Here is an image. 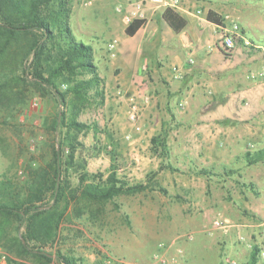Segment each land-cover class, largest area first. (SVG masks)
I'll list each match as a JSON object with an SVG mask.
<instances>
[{"label": "rangeland", "instance_id": "rangeland-1", "mask_svg": "<svg viewBox=\"0 0 264 264\" xmlns=\"http://www.w3.org/2000/svg\"><path fill=\"white\" fill-rule=\"evenodd\" d=\"M121 1L53 0L43 11L57 12L62 2L78 41L91 46L102 38L106 45L122 28L114 12ZM187 1L205 12L218 2L229 21L236 20L230 18L234 13L243 30L247 23L252 32H264V0ZM109 32V39L103 37ZM24 41H13L0 58V77L13 73L24 79L0 92V206L7 207L0 212V264H64L63 258L71 264H264V161L248 165L244 157L264 149V115L255 124L256 135L244 138L243 153L221 160L232 161L227 166L234 173L226 176L223 167L202 165L191 147L167 139L172 131L177 138L188 129L174 117L142 116L152 104L151 93L133 148L136 126L126 115L119 124L116 114L125 103L114 93L122 90L128 96L134 91L117 84L106 89L102 79L103 102L96 97L78 115L90 128L77 133L74 141L75 132L58 119L65 111L50 88L29 83L31 56L19 63ZM52 58L44 59L45 72L53 66ZM95 59L100 62L99 56ZM106 67L99 66L106 79L110 73L117 76L119 70L113 73ZM61 80L57 84L64 89ZM69 120L66 113L64 122ZM157 135L166 139L165 158L151 150L150 140ZM113 168L128 185L150 188L109 201L82 194L87 184L104 186ZM27 207L43 213L32 209L19 218ZM218 218L226 219L229 227H215Z\"/></svg>", "mask_w": 264, "mask_h": 264}, {"label": "crops", "instance_id": "crops-1", "mask_svg": "<svg viewBox=\"0 0 264 264\" xmlns=\"http://www.w3.org/2000/svg\"><path fill=\"white\" fill-rule=\"evenodd\" d=\"M216 4L219 3L212 2L208 11L223 20L225 12ZM193 8L190 2L183 0L181 9L175 11L186 20L179 33L166 24L162 11L155 13L133 36L125 34L128 24L119 17L117 21L122 26V33L120 29L114 37L110 32L103 35L117 40L115 55H107V44L102 45L100 38L91 43L96 51L94 56H99L100 60L97 63L95 59L94 63L106 89L114 90L117 84L125 90L136 92L141 88L151 93L152 104L143 117L152 119L166 115L188 128L177 138L176 131H172L167 139L174 138L177 145L191 147L198 163L224 168L232 161L223 163L221 160L243 153V141L256 135L255 124L260 123L264 115V75L253 77L264 74V45L261 43L264 32H252L251 25L246 23L244 30L241 28L251 45L245 46L239 41L233 52L226 53L215 47L220 27L193 16L189 12ZM229 14L238 22L234 13ZM105 65L110 66V72L119 70L117 76L110 73L111 79H106L99 71V66L105 68ZM172 67L180 72L179 78H175ZM147 73L154 83L152 87ZM186 94V103L180 107L178 102ZM114 95L125 103L116 114L122 125L127 113L126 100L117 96V91ZM134 124V134L138 137L130 142L133 148L142 133L139 119ZM248 145L256 151L254 145Z\"/></svg>", "mask_w": 264, "mask_h": 264}, {"label": "trees", "instance_id": "trees-1", "mask_svg": "<svg viewBox=\"0 0 264 264\" xmlns=\"http://www.w3.org/2000/svg\"><path fill=\"white\" fill-rule=\"evenodd\" d=\"M53 0H0V58L5 54L13 41L25 40L20 50L19 63H23L27 57L31 56V63L28 66L27 76L29 83L35 86L45 85L50 88L56 97L58 105L65 111L58 117L61 123L66 124L68 129L75 132L73 140H76L77 133L90 127L77 120L78 115L96 97L100 103L103 102L102 83L103 80L98 74L94 63L93 50L90 45L84 44L76 39L68 23V11L62 2H59V11L52 14H45L43 7L48 8ZM162 18L166 24L179 33L186 25V20L177 12L166 9L162 13ZM208 22L221 27L223 20L214 12L208 11L206 15ZM145 24L143 20H134L125 29V34L133 36L136 31ZM29 37V38H28ZM55 49V56L51 50ZM19 53V51H18ZM53 57L54 64L49 66L47 72L44 68V59ZM12 73V72H11ZM25 73V71H24ZM82 76V79H78ZM62 78L61 83L65 88L61 89L57 81ZM24 79L6 73L0 77V92L5 89H12L18 82ZM93 95H92V94ZM70 116L68 123L64 122L65 114ZM151 150L161 158L167 155L166 139L162 135L153 136L150 140ZM77 145V144H76ZM71 148H75L69 142ZM248 165L264 161V149L255 153L246 152L244 155ZM59 166V164H58ZM224 174L230 176L234 173L232 168L224 166ZM205 175L206 172H201ZM59 171L55 179L59 180ZM102 175L97 176L98 181ZM150 186L146 184L128 185L127 182L117 178L116 169H112L106 179L104 186L87 184L84 186L82 194L96 201H109L119 194H136L148 190ZM6 206H0V212L6 211ZM43 213L38 207H27L17 216L21 218L30 213ZM64 259V264H71L68 259Z\"/></svg>", "mask_w": 264, "mask_h": 264}, {"label": "built area", "instance_id": "built-area-1", "mask_svg": "<svg viewBox=\"0 0 264 264\" xmlns=\"http://www.w3.org/2000/svg\"><path fill=\"white\" fill-rule=\"evenodd\" d=\"M182 0H122L114 8L116 15L128 25L134 20H143L145 23L158 11H165L171 9L179 11L181 9ZM189 12L199 20L207 21L206 15L208 11H204L199 7H195ZM229 22V23H228ZM223 26L220 27L219 40L215 47L221 48L224 52H233L239 41H242L245 46H250V41L244 36L243 30L236 21H229V16H224ZM117 43L116 39L108 42L106 53L109 57L115 55L114 48ZM192 63V60L189 61ZM175 73V78H179L180 72L176 67H172ZM264 74L253 76L254 78H261ZM117 96L124 98L127 102L126 117L129 123L134 124L144 113L150 103V95L139 88L136 92L126 96L122 90L117 91ZM187 94L183 95L182 99L178 102L180 107H183L187 100ZM213 225L220 229L229 227L228 221L222 218L214 220Z\"/></svg>", "mask_w": 264, "mask_h": 264}]
</instances>
